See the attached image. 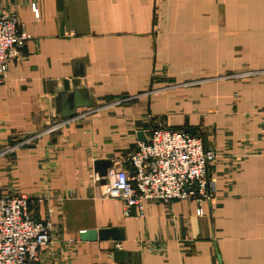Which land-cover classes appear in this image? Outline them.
Listing matches in <instances>:
<instances>
[{"label":"crops","instance_id":"crops-1","mask_svg":"<svg viewBox=\"0 0 264 264\" xmlns=\"http://www.w3.org/2000/svg\"><path fill=\"white\" fill-rule=\"evenodd\" d=\"M0 14L31 36L0 84V151L61 121L63 82L95 102L0 158V195L53 223L32 264H264V0H0ZM153 128L216 154L201 214L188 199L127 216L102 195L93 164L131 172ZM107 227L119 240L79 236Z\"/></svg>","mask_w":264,"mask_h":264},{"label":"built area","instance_id":"built-area-1","mask_svg":"<svg viewBox=\"0 0 264 264\" xmlns=\"http://www.w3.org/2000/svg\"><path fill=\"white\" fill-rule=\"evenodd\" d=\"M32 12L38 18L35 5H32ZM30 39L25 24L15 14H0V84L9 63L20 58ZM71 118L61 120L33 138L6 146L0 152V158L15 154L40 136L61 129ZM216 158L212 150L205 148L201 137L153 128L150 137L138 142L135 150L126 156L133 168L131 172L107 171L102 195L122 201L127 216L131 207L137 210V216L142 217L149 202L169 204L188 199L198 203L199 215L202 202L212 198L207 170ZM33 202L25 193L0 195V264H32L38 259L39 248L50 243L53 223L49 218H34L29 209ZM116 247L119 248L120 244Z\"/></svg>","mask_w":264,"mask_h":264},{"label":"water","instance_id":"water-1","mask_svg":"<svg viewBox=\"0 0 264 264\" xmlns=\"http://www.w3.org/2000/svg\"><path fill=\"white\" fill-rule=\"evenodd\" d=\"M72 84L74 87H78L79 82L75 81ZM64 94H67L69 98L64 100ZM57 101L59 106L57 107L56 111L61 120L74 117L76 115L77 109L79 108L92 109L95 107V102L93 99H87L86 101H82L81 99L77 100L75 98L71 99L70 83L68 81L63 82V90L58 95ZM111 166L112 162L110 160L96 161L93 164V174L97 178L100 185L106 184L105 177ZM79 236L82 240H104L108 238H111L112 240H119V230L115 227H107L98 230H85L81 231Z\"/></svg>","mask_w":264,"mask_h":264},{"label":"rangeland","instance_id":"rangeland-1","mask_svg":"<svg viewBox=\"0 0 264 264\" xmlns=\"http://www.w3.org/2000/svg\"><path fill=\"white\" fill-rule=\"evenodd\" d=\"M18 142H19V141L15 142V143H12V144H9V145H6V146H13V145L17 144ZM6 146H5V147H6ZM5 147H4V148H5ZM2 149H3V148H2ZM0 150H1V149H0ZM0 152H2V151H0Z\"/></svg>","mask_w":264,"mask_h":264}]
</instances>
